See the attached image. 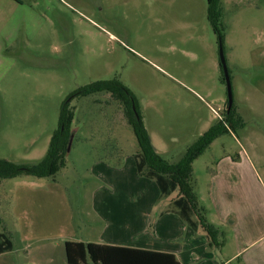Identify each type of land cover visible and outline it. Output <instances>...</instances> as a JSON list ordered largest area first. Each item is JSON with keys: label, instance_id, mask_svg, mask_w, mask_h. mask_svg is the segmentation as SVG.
I'll list each match as a JSON object with an SVG mask.
<instances>
[{"label": "rangeland", "instance_id": "rangeland-1", "mask_svg": "<svg viewBox=\"0 0 264 264\" xmlns=\"http://www.w3.org/2000/svg\"><path fill=\"white\" fill-rule=\"evenodd\" d=\"M23 1L34 6L39 18L19 30L5 54L0 160L38 164L58 129L64 101L96 81L119 79L132 91L154 147L170 163L179 162L211 126L225 121L228 90L220 39L208 18L209 0ZM221 10L233 104L250 118L253 105L242 101L240 92L264 78V68L257 67L264 50V0H222ZM71 105L74 139L65 167L51 178L0 181V218L40 219L42 212L35 215L17 197L48 188L53 180L81 229L93 192L112 184L133 190V204L165 205L154 180L129 174L140 149L124 106L106 92L74 99ZM241 129H229L196 158L191 183L197 194L207 198V162L241 156ZM100 163L124 172L113 183L100 176ZM60 197L51 211L57 222L66 215Z\"/></svg>", "mask_w": 264, "mask_h": 264}, {"label": "crops", "instance_id": "crops-1", "mask_svg": "<svg viewBox=\"0 0 264 264\" xmlns=\"http://www.w3.org/2000/svg\"><path fill=\"white\" fill-rule=\"evenodd\" d=\"M34 18L39 15L33 5L23 0H0V81L8 73L5 54L16 43L19 30ZM261 57L257 67L264 68V50ZM251 85L241 89L240 99L253 105L252 116L243 115L239 107L237 111L245 123L241 156L206 163L207 198L192 186L198 198V214L216 228L218 244H211L202 226L195 231L174 211L179 191L160 197L166 200L165 205H137L131 203L133 190L113 184L93 192L88 218L80 222L82 230L53 180L48 188L38 187L30 196L17 197L20 204L31 206L35 215L42 212L40 219L0 218V234L13 245L11 251L0 254V264H68V241L172 254L180 264H264V78ZM199 160L194 161L193 172ZM97 167L100 176L110 177L113 183L124 172L104 163ZM129 171L132 176L146 178L138 174L136 165ZM57 195L66 212L59 222L51 216Z\"/></svg>", "mask_w": 264, "mask_h": 264}, {"label": "trees", "instance_id": "trees-1", "mask_svg": "<svg viewBox=\"0 0 264 264\" xmlns=\"http://www.w3.org/2000/svg\"><path fill=\"white\" fill-rule=\"evenodd\" d=\"M221 1L209 0L208 18L219 39L222 40L223 34L219 25L222 11ZM223 82L225 83L224 77ZM102 92L111 94L113 99L118 100L124 106L126 119L134 131L140 149L135 156L138 174L154 180L161 197H170L179 191L180 197L173 202L174 211L195 231L202 226L211 244H218V231L198 214V198L191 185V178L196 158L229 129L237 130L244 127L245 123L234 104L230 111L227 109L225 121H219L211 126L187 149L179 162L170 163L154 147L144 123L139 101L132 91L119 79L96 81L79 88L64 101L60 111L58 129L51 138L45 157L35 165L0 160V181L21 176L40 179L54 177L60 168L65 167L67 149L73 135L72 125L75 113L71 105L72 101ZM195 216H199L198 221L194 220ZM12 249L11 241L4 234H0V254ZM66 256L68 264H180L172 254L72 241L66 243Z\"/></svg>", "mask_w": 264, "mask_h": 264}, {"label": "water", "instance_id": "water-1", "mask_svg": "<svg viewBox=\"0 0 264 264\" xmlns=\"http://www.w3.org/2000/svg\"><path fill=\"white\" fill-rule=\"evenodd\" d=\"M219 45H220V49H219L220 65L222 67L223 74H224V80H225V83L227 85V90H228V111H230L232 106H233V102H234V100H233V92H232V84H231L230 74H229L228 67H227V62H226V57H225V53H224L223 42H222L221 39H220ZM73 139H74V135H72L71 138H70L68 149H67V154L71 150Z\"/></svg>", "mask_w": 264, "mask_h": 264}]
</instances>
